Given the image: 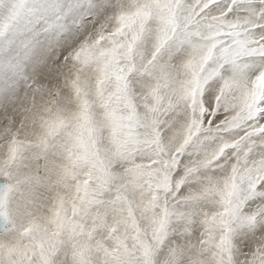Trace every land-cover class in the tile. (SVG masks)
Here are the masks:
<instances>
[{
	"label": "snow or ice",
	"instance_id": "obj_1",
	"mask_svg": "<svg viewBox=\"0 0 264 264\" xmlns=\"http://www.w3.org/2000/svg\"><path fill=\"white\" fill-rule=\"evenodd\" d=\"M117 9L74 55L79 71L67 82L73 107L49 106L34 115L44 129L35 142L40 155L56 151L50 141L59 134L78 138L85 125L95 127L90 96L110 123L115 100L131 105L134 76L159 73L166 81L165 52L169 58L187 52L189 78L174 90L181 108L170 105L165 111L177 115L164 120L153 106L147 118L133 121L101 170L93 163L86 175L58 172L47 205L33 197L31 181L0 180V264H60L61 257L70 264H158L164 249L166 264H264V0H99L91 27ZM101 36L106 44L97 43ZM89 68L92 80L79 74ZM213 82L220 85L215 102ZM13 96L18 93L0 85V138L15 158L24 141ZM183 109L184 144L173 154ZM140 127L148 131L140 134ZM194 136L201 145L220 141L215 156H232L230 177L176 200L196 172L172 175ZM208 200L216 205L211 212L201 206Z\"/></svg>",
	"mask_w": 264,
	"mask_h": 264
},
{
	"label": "clouds",
	"instance_id": "obj_2",
	"mask_svg": "<svg viewBox=\"0 0 264 264\" xmlns=\"http://www.w3.org/2000/svg\"><path fill=\"white\" fill-rule=\"evenodd\" d=\"M107 43L101 36L97 43ZM145 55L148 59L152 58L153 44L151 39L146 43ZM187 60V52L180 51L171 58L167 53L163 55L160 63L168 65L167 80H159L157 73L152 78L148 76H134L132 83V100L129 106L123 103L121 99L114 102L112 111L108 114V121L105 122V109L90 96L93 101L91 106L92 119L95 127L89 125L82 127L78 138H72L59 134L50 143H55L57 149L55 152H49L46 156L40 155V149L35 142L43 136L44 129L40 126L35 114L42 113L46 107H62L69 109L73 107L70 104L71 89L68 88L67 82L71 80L79 71V65L75 62L74 57L68 59V70L64 78L63 86L54 94L47 104L43 107H36L24 114L20 115L18 124V134L24 141V151L19 153L15 158L9 152V141L0 138V180L7 182L31 181L27 185L33 197L40 203L47 205L51 202L52 193L49 186L56 179V174L65 168H71L81 174L86 175L89 171V165L95 164L98 170L102 169L103 161L110 153L113 142L128 137V131L132 127L133 121H140L150 115L153 106L159 108L161 118L164 120H172L176 117L175 111H165L170 105H177V97L174 90L179 88L181 84L189 78V71L185 67ZM81 77L89 80L93 79L92 69L79 73ZM218 82L210 85L209 91L212 92V100L215 102V92L219 88ZM264 87V82L261 83ZM155 88V94L152 89ZM187 109H183L174 128L177 134L172 141L170 148L175 154V149L184 144V136L179 129L185 123L184 113ZM136 131L144 134L147 128L140 127ZM202 137L194 136L191 144H189L183 154L179 157L181 163L173 172L175 179L184 176L185 170L195 168L196 172L190 176L180 189L175 192L176 200L188 196L190 193L200 189L201 185L209 180L223 184L230 177L232 156L225 154L223 157L215 156L219 140L204 141L201 145ZM195 147H199V151H195ZM139 158L146 159L147 153L142 154ZM207 161V163H205ZM180 175L177 176L176 173ZM61 191L65 189L61 188ZM171 195L169 199L171 200ZM206 211L211 212L216 205L211 201H204L201 205ZM167 249L162 250L158 257V264H166ZM60 264H70L69 259L61 257ZM97 264H100L99 260Z\"/></svg>",
	"mask_w": 264,
	"mask_h": 264
},
{
	"label": "rangeland",
	"instance_id": "obj_3",
	"mask_svg": "<svg viewBox=\"0 0 264 264\" xmlns=\"http://www.w3.org/2000/svg\"><path fill=\"white\" fill-rule=\"evenodd\" d=\"M98 3L0 0V85L18 93L12 108L19 115L47 104L63 86L68 59L119 11L107 13L93 28Z\"/></svg>",
	"mask_w": 264,
	"mask_h": 264
},
{
	"label": "bare ground",
	"instance_id": "obj_4",
	"mask_svg": "<svg viewBox=\"0 0 264 264\" xmlns=\"http://www.w3.org/2000/svg\"><path fill=\"white\" fill-rule=\"evenodd\" d=\"M37 62H38V61H37ZM39 65H40V64H39ZM39 65H38V66H39ZM34 66H35V65H34ZM36 66H37V65H36ZM41 66H42V65H41ZM42 67H43V66H42ZM42 67H41V68H42ZM24 94H25V93H24ZM27 95H29V94H27Z\"/></svg>",
	"mask_w": 264,
	"mask_h": 264
}]
</instances>
